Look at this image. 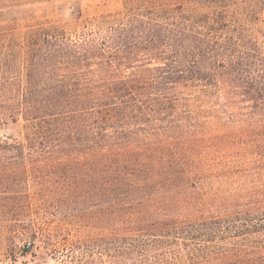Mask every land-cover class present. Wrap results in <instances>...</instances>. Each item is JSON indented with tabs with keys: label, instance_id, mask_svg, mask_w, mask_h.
<instances>
[{
	"label": "rangeland",
	"instance_id": "rangeland-1",
	"mask_svg": "<svg viewBox=\"0 0 264 264\" xmlns=\"http://www.w3.org/2000/svg\"><path fill=\"white\" fill-rule=\"evenodd\" d=\"M217 14L263 42L264 0H0V264H264V108L208 71L105 105Z\"/></svg>",
	"mask_w": 264,
	"mask_h": 264
},
{
	"label": "trees",
	"instance_id": "trees-1",
	"mask_svg": "<svg viewBox=\"0 0 264 264\" xmlns=\"http://www.w3.org/2000/svg\"><path fill=\"white\" fill-rule=\"evenodd\" d=\"M202 16L219 23V26L208 24V31L203 32L197 28L195 20H189L177 42L189 41L191 48L175 49L173 52L151 51L148 53L150 57L154 55L158 59H165L163 65L138 68L134 74L109 83L106 89L109 100L114 102L105 105L108 104L110 116H120L139 109L140 112L143 111L145 96L140 85L143 78H149L145 87L150 84L167 86L171 82L182 81L187 76L203 77L206 71L214 78L220 77L231 91L254 101L256 108H264V38L260 43L250 37L244 25L240 23L239 17L233 18L230 26L220 21L224 18L221 14ZM220 30L223 31L222 34H218ZM214 32L218 33L214 34ZM262 35L264 37V33ZM180 51H184V56L179 53ZM22 106L23 113L28 117H34L33 115L52 109L53 104L48 102L39 105L33 97H27ZM98 111L101 114L104 112ZM56 120H58L56 116L46 120L47 125H41L34 135H29V141L43 143V140L50 137L47 133L50 129L44 127H51Z\"/></svg>",
	"mask_w": 264,
	"mask_h": 264
},
{
	"label": "built area",
	"instance_id": "built-area-1",
	"mask_svg": "<svg viewBox=\"0 0 264 264\" xmlns=\"http://www.w3.org/2000/svg\"><path fill=\"white\" fill-rule=\"evenodd\" d=\"M31 245H32V244H31V242H30V241H29V242H27V247H28V248H30V247H31Z\"/></svg>",
	"mask_w": 264,
	"mask_h": 264
}]
</instances>
